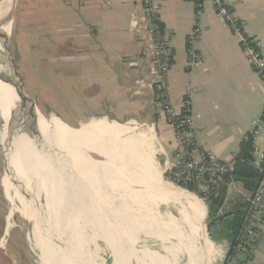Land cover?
Returning <instances> with one entry per match:
<instances>
[{
    "label": "crops",
    "instance_id": "0c3cea01",
    "mask_svg": "<svg viewBox=\"0 0 264 264\" xmlns=\"http://www.w3.org/2000/svg\"><path fill=\"white\" fill-rule=\"evenodd\" d=\"M153 4L170 51L169 69L163 75L167 98L179 113L185 89H193L192 115L200 129L198 147L228 161L239 151L252 122L264 114V81L248 65L238 39L216 16L211 0L203 1L199 15L188 0H153ZM61 7L64 14L52 23L57 33H64L67 40L63 45L70 49L56 45L54 54L63 59L74 56L71 51L85 55L72 45L76 32L88 36V171L93 170L94 178L88 183L98 184L101 190L91 191L92 197L110 191L116 200H154L164 209L161 213L178 219L181 231L176 239L170 226L167 231L159 227L141 233L133 230V239L127 242L144 249L143 258H158L160 264H187L184 248L196 236V242L204 239L212 253L206 264H222L231 242L228 240L227 250L218 248L211 236V243L205 239L206 230L212 221L229 218L235 211L244 215L250 193L239 192L240 201H232L233 182L225 185L221 197L211 200L215 209L208 222L209 209L204 202L166 181L164 163L174 154V132L155 100L148 58L141 55L144 42L139 7L132 0H63ZM231 7L244 35L255 41L264 58V0H231ZM132 18H136V27L130 23ZM57 23L60 26L56 27ZM196 23L201 32L194 49L201 63L188 68L187 39ZM63 59L59 64L76 60ZM114 161L120 166L113 165ZM104 169L114 172L105 173L101 180ZM176 202L185 212H179ZM226 213L230 215L224 216ZM124 240L117 239L118 247L127 246ZM176 241L183 242L180 251ZM255 243L250 258L227 264H264V223L256 231ZM135 255L134 262L138 260ZM128 256L125 253L126 262Z\"/></svg>",
    "mask_w": 264,
    "mask_h": 264
},
{
    "label": "rangeland",
    "instance_id": "374dc122",
    "mask_svg": "<svg viewBox=\"0 0 264 264\" xmlns=\"http://www.w3.org/2000/svg\"><path fill=\"white\" fill-rule=\"evenodd\" d=\"M62 3L63 0H10L8 12L0 21V26L11 22L9 63L13 71V64L16 66L23 83H18L13 72L24 106L20 117L24 130H20L12 151L11 167L25 187L21 190L7 175L0 140V264H114L110 237L126 239L123 244L127 246L118 249L129 255L127 264H160L158 258H143L144 249L131 247L127 241H132L133 230L141 233L159 227L167 231V226L173 228L172 237L176 239L181 231L177 218L161 213L164 209L154 200H116L110 191L100 193L99 199L92 197L91 191L95 194L101 190L98 184L88 183L94 179L93 170L88 171V36L76 32L77 40L72 45L85 55L71 51L74 56L63 59L59 53L54 54L56 45L69 48L63 45L67 40L64 33H57L52 23L64 14ZM74 58L73 64H59L60 59ZM5 94L0 120V124L4 121L0 126L3 137L9 116L7 88ZM113 165H118L117 161ZM68 169H72L69 178L54 177ZM109 171L114 172L104 169L99 178H105ZM37 187L43 195H30L28 191ZM230 190L232 201H240L239 192L245 191L238 181ZM204 203L209 209V222L215 204L211 200ZM176 205L179 212H185L177 202ZM216 229L211 235L213 245L227 250L224 226L218 224ZM192 238L184 248L187 264H206L212 253L201 240L196 242V236ZM182 246L183 242L176 241L179 251ZM134 255L138 257L136 262ZM243 257L237 253L231 261Z\"/></svg>",
    "mask_w": 264,
    "mask_h": 264
},
{
    "label": "built area",
    "instance_id": "2783aa9c",
    "mask_svg": "<svg viewBox=\"0 0 264 264\" xmlns=\"http://www.w3.org/2000/svg\"><path fill=\"white\" fill-rule=\"evenodd\" d=\"M199 15L204 0H188ZM216 16L224 22L231 34L238 39L239 46L245 55L248 65L264 81V58L257 44L252 38L243 33L242 24L233 16L231 0H211ZM139 7L142 17L141 40L144 47L141 55L148 58L149 71L154 77L152 91L155 100L164 114L167 125L174 132V154L169 161L165 160L164 175L166 181L201 202L216 200L221 197L222 189L229 185L231 174L235 168L236 155L228 161L217 159L210 152L201 150L197 144L200 129L192 115L193 89L187 87L181 102V112L176 113L170 104L163 75L169 69L170 51L159 27L158 8L153 0H132ZM132 26H137L136 18L130 21ZM201 29L196 23L187 39V67L200 65L201 59L196 54L194 43ZM251 141L252 165L260 172V179L254 191L247 198L246 211L242 217L235 241V251L250 258L255 251L256 231L259 225L264 223V117L252 122L250 131L244 141ZM189 188L191 190H189ZM216 231L215 227L206 230V237L210 242V236ZM209 232V233H208ZM206 248L204 239H201ZM234 241V242H235ZM211 243V242H210ZM233 248V247H232ZM208 251H210L207 248Z\"/></svg>",
    "mask_w": 264,
    "mask_h": 264
},
{
    "label": "bare ground",
    "instance_id": "6f19581e",
    "mask_svg": "<svg viewBox=\"0 0 264 264\" xmlns=\"http://www.w3.org/2000/svg\"><path fill=\"white\" fill-rule=\"evenodd\" d=\"M1 1L2 2L0 3V21L3 20L4 16L7 14L8 9H9L8 6L10 4V0H1ZM10 23L11 22L4 24V25L1 24L2 26H0V120L3 114L4 107L6 105L5 104L6 88L8 90L7 100H8V106H9L8 108L9 116L2 130L3 135L5 137H3L2 134L0 133L1 134L0 140H1V145H2L1 149L4 152L5 171L7 175L12 179V181L18 183L21 190H23V188L25 189L24 184H21L22 183L21 180L23 179H21L20 176L18 177L16 172L13 170L14 168L11 167L12 151L16 146L18 134L20 130L23 129L20 123V117L23 113L24 106L22 103V96H21L19 87L14 79V74H13L14 71L11 68V63H9L10 58L8 57V52H7V48L9 47L8 37L10 34V27H11ZM12 98H13V102H12ZM3 123H1L0 126ZM0 131H1V128H0ZM68 170L69 171H66V172L65 170H62L58 172L56 175L54 174L55 175L54 177L57 179L59 178V176L69 178L72 169H68ZM175 191L182 192V191H179L178 189H176ZM28 192L30 195L34 197L43 195V193L40 194L38 187L34 190H29ZM114 240L115 242H117L116 239H113L112 237H110L109 242H108L112 248L114 264H127V262L125 261L126 259L124 257L125 253L122 252L120 249H118V245L114 243Z\"/></svg>",
    "mask_w": 264,
    "mask_h": 264
},
{
    "label": "trees",
    "instance_id": "16d2710c",
    "mask_svg": "<svg viewBox=\"0 0 264 264\" xmlns=\"http://www.w3.org/2000/svg\"><path fill=\"white\" fill-rule=\"evenodd\" d=\"M263 117H264V114H263ZM231 177H232L231 178L232 182L234 181L241 182L243 184L244 189L248 191L250 194L254 191L256 184L259 181L261 175L258 169H256L252 165L250 139H248L247 141L241 142L239 146V151L237 152V155H236L235 168L233 170V173L231 174ZM189 190L191 189L189 188ZM242 216L243 215L241 212L235 211L232 213L231 217L229 218H218L212 221L210 226L214 227V225L217 222L222 224L226 230L225 237H227V239L230 242H232V240L235 241L236 239V235L240 227ZM236 244L237 242L235 241L233 243V248L229 255V261L231 260L234 254H237L235 251Z\"/></svg>",
    "mask_w": 264,
    "mask_h": 264
},
{
    "label": "water",
    "instance_id": "95a60500",
    "mask_svg": "<svg viewBox=\"0 0 264 264\" xmlns=\"http://www.w3.org/2000/svg\"><path fill=\"white\" fill-rule=\"evenodd\" d=\"M13 69H14L15 76H16V79H17L18 83L20 85H23L21 76H20V74H19V72H18V70H17V68H16V66L14 64H13ZM226 189H227V186H224L223 189H222V191L225 192ZM229 215H230V213L224 214V216H229ZM233 243H234V240H232V242L230 244V247H229V250H228V252H227V254L225 256V259H224V261H223L222 264H227L229 262V255L231 253V250H232V247H233Z\"/></svg>",
    "mask_w": 264,
    "mask_h": 264
}]
</instances>
